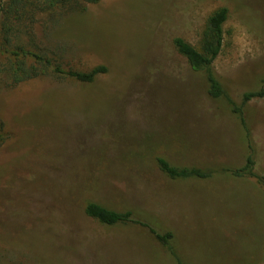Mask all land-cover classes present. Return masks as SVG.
<instances>
[{
    "label": "rangeland",
    "instance_id": "1",
    "mask_svg": "<svg viewBox=\"0 0 264 264\" xmlns=\"http://www.w3.org/2000/svg\"><path fill=\"white\" fill-rule=\"evenodd\" d=\"M38 36L64 68L107 72L85 83L0 77V264H176L151 232L88 216V202L132 212L185 264H264V98L244 107L208 93L174 45L201 49L209 16L229 10L213 64L241 104L264 78V0H101ZM60 22V23H59ZM119 118V119H118ZM212 171L172 179L157 158Z\"/></svg>",
    "mask_w": 264,
    "mask_h": 264
},
{
    "label": "trees",
    "instance_id": "2",
    "mask_svg": "<svg viewBox=\"0 0 264 264\" xmlns=\"http://www.w3.org/2000/svg\"><path fill=\"white\" fill-rule=\"evenodd\" d=\"M101 0H0V77L5 75L15 83H22L38 77L55 74L79 82L91 83L107 72L105 66H96L89 71L64 68L62 63L55 62L42 46L38 36V23L44 21L48 31H53L66 17L86 12L88 4ZM229 10L221 7L208 18L202 36L201 49L182 37L174 39V45L183 55L195 72H204L211 97L227 99L232 111L242 125H245L244 107L254 99L264 98V78L259 89L246 92L241 104H237L225 92L213 69L224 43V24L228 19ZM60 23V22H59ZM5 124L0 120V141L4 139ZM159 168L172 179H206L212 171L199 167H178L164 158H157ZM255 162L249 156L246 164L233 170L239 177H255L264 183V177L254 170ZM88 216L109 226L136 224L147 228L174 257L176 264H185L177 255L173 245V233H160L148 223L134 218L132 212H119L97 202H88L85 207Z\"/></svg>",
    "mask_w": 264,
    "mask_h": 264
},
{
    "label": "bare ground",
    "instance_id": "3",
    "mask_svg": "<svg viewBox=\"0 0 264 264\" xmlns=\"http://www.w3.org/2000/svg\"><path fill=\"white\" fill-rule=\"evenodd\" d=\"M119 119V118H118Z\"/></svg>",
    "mask_w": 264,
    "mask_h": 264
}]
</instances>
